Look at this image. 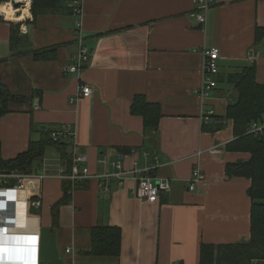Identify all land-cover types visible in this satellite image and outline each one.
<instances>
[{
    "label": "crops",
    "instance_id": "1",
    "mask_svg": "<svg viewBox=\"0 0 264 264\" xmlns=\"http://www.w3.org/2000/svg\"><path fill=\"white\" fill-rule=\"evenodd\" d=\"M68 4L35 19L31 6L14 19L0 17V81L14 95L33 97L11 102V112L0 117L2 158H15L44 130L70 127L91 174L59 206L54 224L51 207L63 196L64 166L55 146L44 148L39 171L47 177L26 180L22 188L23 199L29 193L41 204L21 205L24 228L39 236L38 264H199L201 243L249 238L250 180L225 175L227 163L249 154L225 150L234 139L231 119L211 132L202 129L201 116L212 111L209 121L220 123L214 118H224L236 99L226 78L243 66L254 63L256 80L264 84V0H215L204 24L192 16L193 0H83L79 19L91 55L80 79L65 71L76 20ZM211 47L219 48L217 86L203 95L202 52ZM48 49H54L53 58H34V51ZM81 82L92 87L89 97L79 96ZM135 95L160 107L154 134L145 133L141 116L130 113ZM114 163L135 172L118 184ZM196 168L202 179L190 190ZM137 172L154 182L169 179L171 190L139 198ZM100 224L120 228L118 256L88 253L91 230Z\"/></svg>",
    "mask_w": 264,
    "mask_h": 264
},
{
    "label": "trees",
    "instance_id": "2",
    "mask_svg": "<svg viewBox=\"0 0 264 264\" xmlns=\"http://www.w3.org/2000/svg\"><path fill=\"white\" fill-rule=\"evenodd\" d=\"M63 1L65 0H31L30 10L33 19L40 14L60 12ZM69 2L70 0H68ZM260 31L261 28L256 29V36ZM17 32V28H14L11 33L10 40L13 48L17 39ZM53 53L54 49L36 50L33 56L36 60L51 59ZM255 69L254 63H250L243 66L240 71L227 76L226 81L234 89L236 99L227 106L224 118H214L220 123H214L213 120H210L208 123L202 124L203 130L213 132L222 128L226 120L231 119L233 121L234 139L225 145V150L249 154L247 160L227 163L225 175L227 178L245 177L250 180V186L246 191L251 200L250 236L235 243H201L199 264H252L255 259H264V129L261 132H249L252 122L259 124L264 122V84L257 82ZM32 99V96L12 94L0 81V117L11 112L9 108L11 102L24 103ZM130 113L141 116L145 133L154 134L157 131L161 118V110L158 104L148 102L143 95H135L130 105ZM210 116L212 119L213 115ZM63 129L54 131H62ZM51 132L44 130V136L38 141H30L27 149L13 159L5 160L0 153V170L39 173L44 148L47 145H52L60 152L65 173H69L72 166V156L67 152L70 145L68 139L66 138L64 141L65 137L60 135L57 140H53L50 135ZM85 181L76 188L82 186ZM62 182L63 196L51 207L54 224H56L58 217L59 206L70 199L68 194L71 188L70 182L65 179ZM120 244L121 231L118 226L96 225L91 230V247L88 253L118 256Z\"/></svg>",
    "mask_w": 264,
    "mask_h": 264
},
{
    "label": "built area",
    "instance_id": "3",
    "mask_svg": "<svg viewBox=\"0 0 264 264\" xmlns=\"http://www.w3.org/2000/svg\"><path fill=\"white\" fill-rule=\"evenodd\" d=\"M83 0H70L68 4V9L71 15L76 17L74 22V43L73 51L71 53L69 62L65 67L67 73H72L81 78V73L84 70L86 64L90 58V51L84 44V34L81 26L80 16L83 13L82 7ZM215 4V0H193V11L192 16L198 22V24H204L207 16L208 10ZM31 6V0H6L0 3V17L2 19L8 18V13H12L17 17L21 8H26ZM24 32L26 29H22ZM203 64H202V83L200 87V92L203 95H208V93L217 86L216 76L219 72V65L217 60L219 58V48L211 47L203 49ZM92 87L87 83H80L79 96L89 97L92 93ZM35 108H38V98L34 101ZM212 111H206L202 113L201 120L203 124L209 122V117ZM264 129V122H252L249 127V132H261ZM51 137L53 140H57L60 135H63L68 139L69 144L72 146V166L69 173H65L63 167L60 168L59 177L63 180H68L70 182L71 188L68 194L71 195L75 190L76 186L80 185L91 177L89 169L87 167V155L83 152H79L76 148L74 138L75 131L73 128L64 127L62 131H52ZM217 151V149H215ZM114 166L119 169L114 176L118 180V184L121 180L128 174L134 173V170H124L121 168L119 163H114ZM137 185L135 188L136 195L141 199H152L156 197L160 192H169L171 190V182L169 179L153 181V179L146 173L139 174L136 173ZM105 176V175H104ZM45 173L36 172H19L14 170H0V251L1 254L6 256L7 248L16 247L13 244V239L15 237H30L28 241L26 252H24L25 247H20L19 252L25 255L27 263H31L33 260L38 264L39 260V236L38 233L32 230V233L24 228L22 223V212L21 205L28 203L29 206L39 207L41 201L38 198H32L29 193L22 194L23 184L26 180L39 181L46 178ZM98 177V175H96ZM101 177V176H99ZM106 177V176H105ZM202 179L201 172L196 168L193 169L190 179V184L188 188L191 190L194 187L195 182ZM100 189L103 192L108 191V184L106 182H101L99 184ZM27 233V234H26ZM12 240V241H11ZM15 245V246H14ZM3 246V247H2ZM2 249V250H1ZM23 251V252H22ZM68 252L69 250L66 249ZM31 258L32 261L27 260ZM3 261V264H8V261Z\"/></svg>",
    "mask_w": 264,
    "mask_h": 264
},
{
    "label": "bare ground",
    "instance_id": "4",
    "mask_svg": "<svg viewBox=\"0 0 264 264\" xmlns=\"http://www.w3.org/2000/svg\"><path fill=\"white\" fill-rule=\"evenodd\" d=\"M9 15V18H11V19H14L15 17H14V15L11 17V13H9L8 14ZM24 203V202H23ZM29 225H31L33 228L35 227V223L34 222H32V224H31V222H29ZM31 228V227H30ZM28 231H30V232H27V233H32L31 231H32V229H30V230H28ZM26 233V234H27ZM26 237H28V236H26ZM21 237H15L14 239H13V244H15L16 245V247H25V249H24V252H26V248H27V244H28V241H30L31 239H29V240H21L20 239ZM30 238V237H29ZM12 241V240H11ZM14 245V246H15ZM3 247V246H2ZM8 247H10V246H8ZM2 250V249H1ZM23 252V251H22ZM24 252H23V254H24ZM20 254V255H19ZM23 254H21V253H18V256L17 255H15L14 257H4V255H2L1 254V251H0V264H3V261L2 260H4V261H8V264H37L36 263V261L35 260H33L32 261V259L31 258H27V260H29V261H32L31 263H27V262H24V261H26V258H25V255H23Z\"/></svg>",
    "mask_w": 264,
    "mask_h": 264
},
{
    "label": "water",
    "instance_id": "5",
    "mask_svg": "<svg viewBox=\"0 0 264 264\" xmlns=\"http://www.w3.org/2000/svg\"><path fill=\"white\" fill-rule=\"evenodd\" d=\"M42 128L45 129V126H42ZM19 249H21V248L20 247H14V248L13 247H8L6 256L9 257V258L10 257H14L15 255L18 256V253H20Z\"/></svg>",
    "mask_w": 264,
    "mask_h": 264
}]
</instances>
